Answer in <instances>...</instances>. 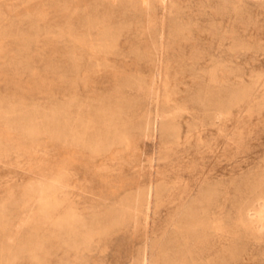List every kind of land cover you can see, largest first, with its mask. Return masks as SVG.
<instances>
[{
    "label": "rangeland",
    "instance_id": "1",
    "mask_svg": "<svg viewBox=\"0 0 264 264\" xmlns=\"http://www.w3.org/2000/svg\"><path fill=\"white\" fill-rule=\"evenodd\" d=\"M259 209L264 0H0V264H264Z\"/></svg>",
    "mask_w": 264,
    "mask_h": 264
},
{
    "label": "bare ground",
    "instance_id": "2",
    "mask_svg": "<svg viewBox=\"0 0 264 264\" xmlns=\"http://www.w3.org/2000/svg\"><path fill=\"white\" fill-rule=\"evenodd\" d=\"M194 65H196V64H194ZM258 204V203H257ZM256 217L255 218H258V219H264V209H259V210H256V215H255ZM247 223L248 224H253V223H255L254 222V219H252V218H250L248 221H247ZM260 224V223H259ZM257 227V226H256ZM142 264H148V260H147V258H143V260H142Z\"/></svg>",
    "mask_w": 264,
    "mask_h": 264
}]
</instances>
